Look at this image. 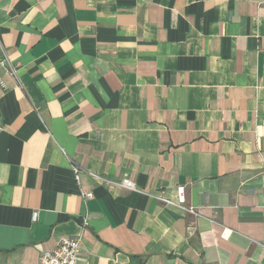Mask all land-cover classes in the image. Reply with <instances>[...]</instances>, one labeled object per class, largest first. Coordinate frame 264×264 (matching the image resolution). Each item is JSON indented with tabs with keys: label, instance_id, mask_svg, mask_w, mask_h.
I'll use <instances>...</instances> for the list:
<instances>
[{
	"label": "crops",
	"instance_id": "crops-1",
	"mask_svg": "<svg viewBox=\"0 0 264 264\" xmlns=\"http://www.w3.org/2000/svg\"><path fill=\"white\" fill-rule=\"evenodd\" d=\"M0 47V264H264V0H0Z\"/></svg>",
	"mask_w": 264,
	"mask_h": 264
},
{
	"label": "built area",
	"instance_id": "built-area-1",
	"mask_svg": "<svg viewBox=\"0 0 264 264\" xmlns=\"http://www.w3.org/2000/svg\"><path fill=\"white\" fill-rule=\"evenodd\" d=\"M0 66L13 77H17L16 66L13 65L7 58L4 49L0 47ZM71 168L75 179L79 178L80 172L83 170L82 166L71 160ZM96 177V175H94ZM98 178V177H96ZM103 182L107 185L116 184L124 189L130 191H139L135 186V183L127 178L123 177L120 181H111L103 179ZM85 197H91V193L84 194ZM155 198L164 205H171L179 208L185 213L196 215L197 211L192 205L186 203L185 187L183 185H177L175 187V200L166 198L163 195V191ZM38 218V211L32 213V221H36ZM83 223H87V218L84 217ZM230 234V231L224 229L221 233V237L226 239ZM82 238L81 236L60 237L56 240L55 246L51 250L42 251L39 255V264H77V258L81 252Z\"/></svg>",
	"mask_w": 264,
	"mask_h": 264
}]
</instances>
